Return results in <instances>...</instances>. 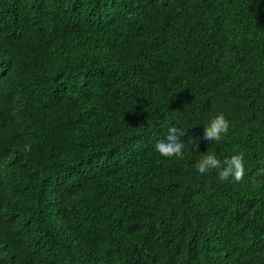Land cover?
<instances>
[{
  "label": "trees",
  "instance_id": "obj_1",
  "mask_svg": "<svg viewBox=\"0 0 264 264\" xmlns=\"http://www.w3.org/2000/svg\"><path fill=\"white\" fill-rule=\"evenodd\" d=\"M0 264H264V0H0Z\"/></svg>",
  "mask_w": 264,
  "mask_h": 264
},
{
  "label": "clouds",
  "instance_id": "obj_2",
  "mask_svg": "<svg viewBox=\"0 0 264 264\" xmlns=\"http://www.w3.org/2000/svg\"><path fill=\"white\" fill-rule=\"evenodd\" d=\"M229 127V121L223 114H219L204 127L203 139L207 142L220 141L222 136L228 133ZM184 135L185 133L182 129H178L175 126L170 127L165 139L156 143V152L165 158H182L185 144L181 137ZM188 143L195 145L197 149L199 148V144H196L195 139L188 141ZM195 168L201 175L211 169H220L218 175L221 181L228 180L231 177L236 182H240L243 180L245 173L242 154L232 155L223 161L219 160L213 154H205L199 161H197Z\"/></svg>",
  "mask_w": 264,
  "mask_h": 264
}]
</instances>
